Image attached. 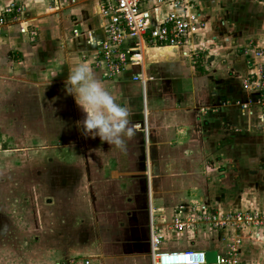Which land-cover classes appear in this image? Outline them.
Returning a JSON list of instances; mask_svg holds the SVG:
<instances>
[{
  "label": "rangeland",
  "instance_id": "1",
  "mask_svg": "<svg viewBox=\"0 0 264 264\" xmlns=\"http://www.w3.org/2000/svg\"><path fill=\"white\" fill-rule=\"evenodd\" d=\"M227 2L230 50L247 53L251 72L245 80L257 73L261 86L264 0ZM29 38L40 41L37 54L48 48L47 37ZM13 48L0 46V264H154L149 223L161 216L169 224L184 211L189 218L199 217L192 209L196 201H186L197 195L206 197L200 204L223 212L219 221L233 212L253 218L222 228L197 219L190 229H167L161 242L181 246L175 249L218 243L221 256L237 264H262L254 253L264 225L254 216L264 223V209L240 203L223 209L207 184L203 190L199 176L179 195L173 183L180 171L170 166L172 160L160 166L164 156L148 148L143 123L130 122L133 135L123 150L82 135L76 121L84 113L65 93V83L36 79L37 54L23 61ZM252 185H246L249 197L255 192ZM229 187L237 192L236 185Z\"/></svg>",
  "mask_w": 264,
  "mask_h": 264
},
{
  "label": "crops",
  "instance_id": "2",
  "mask_svg": "<svg viewBox=\"0 0 264 264\" xmlns=\"http://www.w3.org/2000/svg\"><path fill=\"white\" fill-rule=\"evenodd\" d=\"M194 2L203 27L193 32L184 46H148L144 51L140 81L133 79L138 73L137 67H126L117 76L107 78L102 69L94 65L97 42L103 37L98 0H0V14L12 16V12H5L10 4L21 8L20 15L2 27L0 46L14 45L13 49L20 51L22 60L26 61L40 49V41L30 42L29 35L38 34L40 40L47 37L48 48L37 54L40 65L35 71V78L46 82L65 83L75 63H88L117 102L129 108L130 122L143 123L148 148L164 156L159 161L160 166L166 167L172 160L170 166L180 171L179 175L175 173L173 183L179 195L199 176L203 190L206 191L204 184H207L211 188L209 195L219 201L223 209L237 203L264 209V163L261 162L264 116L258 92L244 86L246 72H251L249 63L244 60L247 53L242 56L230 50L232 35L226 11L230 2ZM44 21L46 28L41 24ZM38 72H41L39 76ZM78 111L82 112L79 107ZM185 170L189 173H183ZM203 172L211 175L209 180ZM247 184L254 186L252 197H249ZM230 185H236V193L230 191ZM205 199L204 195H197L186 201H196L192 204L193 213L203 210L221 216L223 212L209 208L205 202L200 204ZM249 200L252 203H247ZM156 210L161 214L162 209ZM185 212L179 215L187 216ZM154 221L161 231L162 241L167 229L168 232L173 230L161 216ZM260 234L254 254L255 260L264 264V234ZM159 247L184 250L175 249L181 246H170L168 240ZM191 250L222 253L218 243Z\"/></svg>",
  "mask_w": 264,
  "mask_h": 264
},
{
  "label": "built area",
  "instance_id": "3",
  "mask_svg": "<svg viewBox=\"0 0 264 264\" xmlns=\"http://www.w3.org/2000/svg\"><path fill=\"white\" fill-rule=\"evenodd\" d=\"M99 14L103 19V37L97 42V54L94 65L101 68L107 78L117 76L126 67H137L138 73L134 80L143 79L144 51L148 46L180 47L189 43V36L203 27L197 5L194 0H98ZM5 12H12V16L0 14V31L8 21L19 16L21 8L10 4ZM257 73L244 80V86L252 89L255 83L258 92L259 104L264 116V82L260 86ZM199 217H174L169 226L172 230L189 228L197 219L207 224L218 226L229 225L230 221L244 223L252 216L246 212H234L230 215H212L206 211H199ZM218 217V218H216ZM255 223L264 225L257 215ZM150 237L154 264H209L202 250H161V231L155 221L150 223ZM228 256L216 254L215 262L211 264H237V261L228 259Z\"/></svg>",
  "mask_w": 264,
  "mask_h": 264
},
{
  "label": "clouds",
  "instance_id": "4",
  "mask_svg": "<svg viewBox=\"0 0 264 264\" xmlns=\"http://www.w3.org/2000/svg\"><path fill=\"white\" fill-rule=\"evenodd\" d=\"M64 90L84 113L83 119L76 121L80 133L86 137H99L101 142L123 150L126 139L133 135L130 110L117 102L88 63L77 62L69 69Z\"/></svg>",
  "mask_w": 264,
  "mask_h": 264
},
{
  "label": "water",
  "instance_id": "5",
  "mask_svg": "<svg viewBox=\"0 0 264 264\" xmlns=\"http://www.w3.org/2000/svg\"><path fill=\"white\" fill-rule=\"evenodd\" d=\"M216 253L215 251H207L205 253V258L207 263L211 264L215 262Z\"/></svg>",
  "mask_w": 264,
  "mask_h": 264
}]
</instances>
